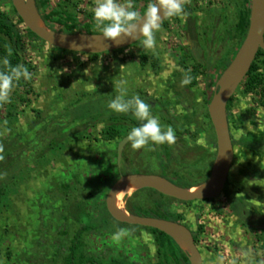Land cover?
I'll return each instance as SVG.
<instances>
[{"label":"rangeland","instance_id":"1","mask_svg":"<svg viewBox=\"0 0 264 264\" xmlns=\"http://www.w3.org/2000/svg\"><path fill=\"white\" fill-rule=\"evenodd\" d=\"M201 1V6L207 3L203 7L204 16L202 8L197 15L201 25L197 48L189 47L183 37V17L170 19L156 33L155 49H143L138 41L127 48L100 53L95 59L31 39L19 25L25 43L23 56L31 78L29 85L21 87L11 102L0 106V145L3 147L0 156L11 162L0 167V188H3L0 264H65L63 258L70 239L82 225L91 229L83 234L85 251L94 255L92 257L100 264H113L112 256L125 251L131 253L129 257L135 262L156 263L152 234L139 229L140 225L118 223L104 204L109 182L117 177L114 152L125 133L121 126L125 113L113 112L107 104L117 95L116 85L121 81H126L128 97L139 95L163 100L172 122L167 121L162 111L150 109L162 126H174L178 131H175V135H179L176 145L172 146L175 168L182 166L180 170L194 184L199 185L209 177L216 146L207 117L208 106L203 100L204 91L209 75L216 74L220 68L216 66L214 51L216 58L220 55L217 63L220 65L236 47L234 25L242 1ZM142 5L139 0V7ZM48 6L68 11L77 21L84 22L87 16L93 15L94 0H49ZM0 11L15 19L11 0H0ZM47 27L61 29L56 22ZM212 33L216 37H211ZM194 51L196 57L202 58L198 53L203 55L201 62L196 63L192 58ZM141 53L156 56L158 65L153 66L150 61L142 65ZM194 66L199 71L197 83L186 93L185 85L178 78L184 77L182 74ZM241 82L232 95L234 120H242L239 127L231 125L235 140L249 132L257 136L264 130L262 97L257 93H244ZM112 123L117 124L121 136L103 135L104 128ZM139 123L136 121L135 126ZM86 124L89 128L83 127ZM74 126L80 129L76 131ZM127 146V158L156 160L152 144L139 150H133L129 143ZM234 160L228 177L230 188L246 192V212L253 204L261 208L264 155H256L235 144ZM123 170L128 171L124 165ZM252 171L258 180H250ZM63 184L67 187L63 188ZM134 192L132 189L122 196V207L129 196L142 206L151 205L154 195L150 196L145 189ZM231 192L228 189L211 202L193 200L197 202L175 206L182 214V223L191 228L197 224L202 226L197 245L205 264H210L207 255L214 264L219 255H239L244 250L264 258V232L255 233L240 224L234 213L239 208L230 210V202L225 198ZM262 208L264 211V206ZM154 209V213L148 212L161 214ZM120 225L134 230L115 241L113 236ZM257 236L261 240L258 241ZM120 258L124 261L123 254Z\"/></svg>","mask_w":264,"mask_h":264},{"label":"water","instance_id":"2","mask_svg":"<svg viewBox=\"0 0 264 264\" xmlns=\"http://www.w3.org/2000/svg\"><path fill=\"white\" fill-rule=\"evenodd\" d=\"M11 4L23 24L41 40L63 50L79 53H103L124 48L136 42L129 38L120 41L104 40L98 33H62L53 30L41 20L35 0H11ZM40 20L44 28L37 26ZM264 29V0H251V11L248 28L235 55L223 69L215 82L214 90L208 104V115L213 126L216 150L209 177L201 184L192 187L179 186L156 174L130 173L119 174L110 186L105 207L112 218L119 222L156 228L170 236L186 252L189 264H202L201 253L194 241L191 230L183 223L129 213L125 207L118 208L117 195L130 185L133 189L152 188L157 192L182 201L203 200L217 197L228 177L233 160V145L227 118V102L234 94L248 71L259 49L264 50V37L257 32ZM16 86L13 90L14 93ZM126 137L117 145L116 160L119 166Z\"/></svg>","mask_w":264,"mask_h":264},{"label":"trees","instance_id":"3","mask_svg":"<svg viewBox=\"0 0 264 264\" xmlns=\"http://www.w3.org/2000/svg\"><path fill=\"white\" fill-rule=\"evenodd\" d=\"M49 0H35L36 8L38 10L39 16L41 20L46 24L49 25L52 22H56L61 26V29L59 30L62 33H98L95 30V22L93 19V15L87 16V20L84 22L77 21V18L75 15L68 11H61L59 9L49 7L48 6ZM242 1V8L240 9L238 13L237 20L234 25V37L236 38V48L231 50L229 52L230 55L228 57H225V59L222 60L221 64L219 65V71L217 74L211 79L207 85L206 89L204 91L205 94V104L208 106L211 96L214 84L216 80L218 79L219 75L223 71V69L228 65V63L231 61L233 56L236 53L237 48L240 46L243 38L245 37L248 24H249V18H250V11H251V0H241ZM143 5L139 7V0H134V4L136 6V9L140 12H143L146 4L148 3V0H142ZM13 12L15 14V19H13L10 15L7 13L0 11V68H3L2 61L4 58H7L10 61V64L12 66L23 64L25 67H27V64L24 60L23 52L25 49V43L23 41V37L21 34V30L19 28V25H22L24 27V30L26 32V35L31 39H37L41 40L36 34H34L32 31H30L22 22L21 18L18 16L17 12L15 11L14 7L12 6ZM186 12V10H185ZM166 21V20H165ZM44 41V40H42ZM45 42V41H44ZM11 47L12 54L8 55V47ZM87 54V56L91 59H95L99 56L100 53H84ZM148 61L151 62V65L157 66L158 60L157 57L152 55L148 56L146 53H141L140 55V62L142 65L146 64ZM261 67L263 69L261 70ZM197 67H193L192 69L186 70L182 75L184 76L185 73L190 75L192 77L191 83L188 85H185L186 88H190L192 85L196 84L197 74H198ZM211 78V76H209ZM30 79H21L19 83L16 85V89L12 96H10V102L13 100V98L19 93V89L21 87H25L26 85H29ZM241 87L243 89L244 93H257L262 97L261 103H264V50L259 49L256 53L255 59L252 61L248 71L246 72L243 81L241 82ZM9 103V102H8ZM6 104V103H4ZM2 104V105H4ZM0 105V106H2ZM231 105H232V97L227 102V118L230 128V135L232 138V144H239V146L243 147L244 149L248 151H252V153L256 155H264V130L260 131L257 136L253 133L249 132L244 136H241L237 140H234L231 129H232V123L236 127H239L242 123V120L239 119L238 122L234 120L233 113L231 111ZM207 117L209 119V115L207 114ZM168 122H172V118L170 114L167 115ZM211 123V121H210ZM212 126V124H211ZM213 128V126H212ZM103 135L107 136L109 138H115L117 136H121L120 131L117 127V124L112 123L104 128ZM178 133V132H177ZM182 133V132H181ZM183 133H186L183 131ZM216 146V143L213 142ZM168 144H163V147H167ZM114 156L116 157V151L114 152ZM6 163H11L8 158L0 159V167L3 166ZM175 184L182 186V187H192L195 186L193 182L190 181H175ZM63 188L67 187V184L62 185ZM110 187V185H109ZM108 187V188H109ZM1 190L3 188H0V196L2 195ZM155 191V190H154ZM156 193L160 194L161 196H165L157 191ZM173 200H177L181 203H186L187 201H182L175 199L171 197ZM126 201V200H125ZM157 208H148L143 207L139 203H126L125 207L126 210L129 213L137 214V215H147V216H155L159 218L169 219L180 222L182 218V214L180 212H172L161 200H156ZM105 204V202H104ZM155 207V206H154ZM154 210H160L161 214L155 213ZM153 212L152 214L149 212ZM114 219V218H113ZM117 221V220H116ZM118 223L124 225H128L127 223L119 222ZM122 226L120 225L121 228ZM123 228V227H122ZM90 227L87 226H80L72 238L70 239V243L67 249V253L65 254L63 261L65 264H100L97 260H95L94 255L88 254L85 251V244L83 241V234L89 230ZM129 229V228H128ZM144 229L148 231L153 236V240L156 246V263L155 264H189L188 256L186 252H184L177 244L176 242L168 236L166 233L152 227H146V226H139V229ZM135 229V230H136ZM201 225H197V230L193 232L194 240L196 241L197 232L200 231ZM91 230V229H90ZM134 229H130L132 231ZM91 232V231H90ZM114 261L113 264H122L124 261L126 264H137L133 261H130L128 257L124 256V261H121L120 255L119 256H112Z\"/></svg>","mask_w":264,"mask_h":264},{"label":"clouds","instance_id":"4","mask_svg":"<svg viewBox=\"0 0 264 264\" xmlns=\"http://www.w3.org/2000/svg\"><path fill=\"white\" fill-rule=\"evenodd\" d=\"M188 3L190 0H148L143 12H140L136 9L134 0H94L92 12L95 30L104 40L140 39L143 49H155L156 33L161 31L163 21L183 17ZM257 32L264 37V29H257ZM7 51L10 56V46ZM2 64L0 105L10 102L11 93L22 78H31V73L23 64L12 66L7 58L3 59ZM191 80L192 77L185 73L181 84L188 85ZM125 84L126 81H121L116 85L117 95L107 104L113 112L131 113L140 122L126 133L124 143H129L133 150L145 148L149 144L175 143V130L171 126H162L158 117L152 114L150 105L139 95L128 97ZM93 89L95 90V85ZM2 151L3 147L0 145V152ZM0 159L3 157L0 156ZM129 234V229L119 228L113 240L119 241ZM214 264H264V259H258L256 253L244 250L239 255H219Z\"/></svg>","mask_w":264,"mask_h":264},{"label":"flooded vegetation","instance_id":"5","mask_svg":"<svg viewBox=\"0 0 264 264\" xmlns=\"http://www.w3.org/2000/svg\"><path fill=\"white\" fill-rule=\"evenodd\" d=\"M202 3L203 2L201 0H190V3H188V4L185 5L186 12H185V15L183 16V22H182L183 30H182V32H183V37L185 38V41L187 42L188 46L189 47H193V48H195V47L197 48V46L199 44V39H200V36H201V25L199 23V18L197 17V15H198V13L201 10L200 8H202V17L204 16L203 15V10L206 7V3L207 2L205 3V6H201ZM172 19H175V18H172ZM168 21L169 20H166V21L164 20L163 21V24H162V27H164L167 24ZM211 37H216V35L214 33H212L211 34ZM138 41H140V39L137 40L136 42H138ZM136 42H134L133 44H135ZM133 44H131L129 46H126L125 48L130 47ZM198 54L201 55L202 58H199L198 56L196 57L197 54L195 55V51L192 54V58L195 59L196 63L201 62L202 59H203V55L200 54V53H198ZM213 54H214L216 66H219V65H217V63L220 61V60H218L220 55L216 58L215 51H214ZM194 67H196V66H194ZM216 74L209 75V76H211V78H209V79L210 80L213 79V77ZM182 79H183V77L182 78H178V80L180 82H181ZM210 80H208V82ZM214 86H215V84H214ZM189 90H190L189 88L184 87V91L186 93H189ZM213 90H214V87H213ZM139 97L142 100H144L146 103H148L150 105V108L153 107V108H155L157 110H160L166 116L169 114L168 108L166 107V105H165V103H164L163 100H160L159 98L158 99L157 98L156 99L149 98V96H145V97L139 96ZM203 100H204V103H205V97L203 98ZM123 117H124L125 120H124V122L122 123L121 126H122V130H124L125 133L122 135V137H124L126 135V133L132 127H135V122L137 121L135 119V117L131 113H129V115H127L125 113V114H123ZM127 121H129V123H126ZM167 121H168V119H167ZM59 124H61V126L62 125H65V123H63V122H59ZM83 127L89 128V125L86 124ZM73 128L76 131L80 129L78 126H74ZM173 129L175 131H177L176 128H174V126H173ZM231 133H232V129H231ZM178 136H176V137H178ZM232 136H233V133H232ZM231 140H232V138H231ZM234 140H235V138H234ZM127 145H128V143H126L124 145V148H123V151H122V157H121L120 164H119L118 167L116 166V168H117L116 176L117 177L114 180H111L109 182L110 183V186L119 177V174L120 173H122V174H130V173L156 174V175H159L161 177H164L165 179H167V180H169V181H171L173 183H175V181H177V180H180V181H183V180L188 181L187 180V177L184 174V172H182L180 170L182 168V166L181 167L179 166L178 168H175V166H174V163L176 161L175 160L176 158L173 157V155H172V146H175L176 145V142L173 143V144H168V146L166 148L163 147V145H153L152 144L153 145V148H154V151H155L156 160H147V161L138 160V158H135V156H133L132 158H127V156H126V149L128 148ZM234 146L235 145H233V152H234ZM116 152H117V149H116ZM115 159H116V157H115ZM115 161H117V160H115ZM235 161L236 160H234V155H233V160H232V163H231V166H230V169H229L228 177H229L231 168L234 165ZM123 165H124V168L125 167L127 168V170H128L127 172H125L123 170ZM252 170L254 171L255 169H252ZM253 171H252L253 174L250 175V180L256 181L259 178H256L255 177V173ZM208 173H210V171ZM228 177H227V180H226L225 185L223 187V190L221 191L222 194L220 193L217 197L224 195L225 192H228V189H231V191H232L231 192V195L227 194L225 198L227 200H229V202H230L229 205H228L229 208H230V210L233 211V210H236L237 208H239L234 213L236 214V217L239 219L240 224L243 225V226L248 227L249 229H251L253 231H255V233H263L264 232V211H263V208L262 207L264 206V204H262L263 206H261V208L257 207L256 204L255 205L253 204V207L250 208V210L248 212H246V210L244 208L245 207L244 201L246 200L244 198V195H245L246 192H244L242 190H237V189L235 190V189L230 188V186L228 184V180H229ZM205 178H206V176H205ZM196 185H198V184H196ZM142 189H145V191H148L150 193L149 194L150 196L154 195L152 197V200H151V205L150 206H146L148 208H154V202H156V200L159 199L172 212H179V211H177L175 209V206H177V205H184V204L189 203V202H197V201H187L186 203H181V202H179L177 200H173L170 196H166V195L165 196H161L160 194H158V193L155 192L156 190L154 191V189L147 188V187L136 189L135 192L138 191V190L140 191ZM258 195H259V193H257V196ZM257 196H255V197H257ZM130 197L131 196H129L128 198H126V201H125L126 203H129V202L130 203H134L135 202ZM217 197L210 198V199H203V200H200V201H203V202H211V201L216 200ZM263 200H264V198H263ZM258 201H261V200L259 199ZM256 203L258 204L259 202H256ZM261 203H263V202L261 201ZM143 207H145V206H143ZM125 209H126V207H125ZM144 216H147V215H144ZM133 225H135V224H133ZM197 225H200V224H197ZM197 225L195 226V228H191V227H189V226L186 225L191 230L192 235H193V232H195L197 230ZM123 228H126V227H123ZM126 229H128V228H126ZM201 229H202V226H201ZM201 229H200V231H201ZM141 230H144V229H141ZM200 231L197 232V236H196V239L197 240L196 241L194 240L195 243H196V245L198 243V234H199ZM256 239L259 241V240H261V237L260 236H257ZM197 247H198V245H197ZM198 249H199V247H198ZM199 251H200V249H199ZM200 253H201V256H202V264H205V259L203 257V254H202L201 251H200ZM122 254L125 257H128V259L130 261H133L129 257L131 255V253L125 251ZM122 254H120V255H122ZM134 254H137V252L136 253L134 252ZM133 262H135V261H133ZM135 263L141 264V263H138V262H135Z\"/></svg>","mask_w":264,"mask_h":264},{"label":"bare ground","instance_id":"6","mask_svg":"<svg viewBox=\"0 0 264 264\" xmlns=\"http://www.w3.org/2000/svg\"><path fill=\"white\" fill-rule=\"evenodd\" d=\"M37 26L40 27V28H44V25L43 23L38 20L36 22ZM133 188L130 186V185H127L125 188H123L117 195V205H118V208L122 209V205L120 204V199L122 198V196H124L125 194H127L130 190H132Z\"/></svg>","mask_w":264,"mask_h":264},{"label":"crops","instance_id":"7","mask_svg":"<svg viewBox=\"0 0 264 264\" xmlns=\"http://www.w3.org/2000/svg\"><path fill=\"white\" fill-rule=\"evenodd\" d=\"M203 257H204V256H203ZM207 257H208V259H207V263H210V264H211L212 261H211V259L209 258V255H207ZM215 258H216V257H215ZM257 258H258V259H264V258H263V255H261V254H257ZM204 259H205V258H204ZM205 263H206V262H205Z\"/></svg>","mask_w":264,"mask_h":264}]
</instances>
